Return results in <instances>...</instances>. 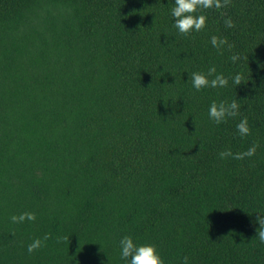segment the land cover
I'll list each match as a JSON object with an SVG mask.
<instances>
[{"label":"trees","instance_id":"obj_1","mask_svg":"<svg viewBox=\"0 0 264 264\" xmlns=\"http://www.w3.org/2000/svg\"><path fill=\"white\" fill-rule=\"evenodd\" d=\"M172 6L0 0V264H124L122 235L164 264H264V0L201 9L188 35ZM210 67L228 84L193 89Z\"/></svg>","mask_w":264,"mask_h":264},{"label":"clouds","instance_id":"obj_2","mask_svg":"<svg viewBox=\"0 0 264 264\" xmlns=\"http://www.w3.org/2000/svg\"><path fill=\"white\" fill-rule=\"evenodd\" d=\"M173 6L170 9V16L172 19L173 27L180 34L188 35L192 32L200 31L206 23V16L200 11L201 9L221 8L226 0H172ZM225 24L231 27V19H226ZM210 43L214 48L220 47L225 44L223 38H218L213 35L210 38ZM235 61V55L230 57ZM215 73V68L208 69V75L201 72L191 73V86L193 89L199 91L203 87H224L228 84V77L222 73H216L213 78L209 79ZM233 84H240L241 76L239 73L231 77ZM237 110L236 101L225 104L221 101L217 104L212 101L208 106V116L215 122H222L227 116L235 115ZM238 133L243 136L249 131L246 118H241L239 123L236 124ZM255 146L249 147L246 151L240 153H231L228 150L221 151L219 156L224 158L226 156H233L235 159H241L245 156L254 154ZM33 220L34 214L31 212H22L18 216L12 215L10 220L12 222H23ZM259 228L257 229L256 237L261 243H264V215H259L257 218ZM41 244L39 239H34L27 245V251L31 253L34 249L38 248ZM119 257L124 264H164L163 259L156 250V247L151 243H137L131 235H122L118 241ZM182 264H188V257H183Z\"/></svg>","mask_w":264,"mask_h":264}]
</instances>
